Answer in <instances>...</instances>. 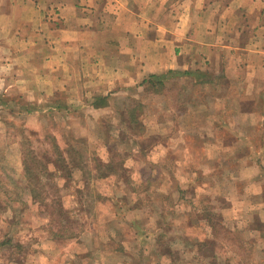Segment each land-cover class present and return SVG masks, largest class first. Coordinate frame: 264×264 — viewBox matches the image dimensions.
Returning a JSON list of instances; mask_svg holds the SVG:
<instances>
[{
	"label": "rangeland",
	"instance_id": "obj_1",
	"mask_svg": "<svg viewBox=\"0 0 264 264\" xmlns=\"http://www.w3.org/2000/svg\"><path fill=\"white\" fill-rule=\"evenodd\" d=\"M4 82L0 264H237L234 230L245 219L226 211L248 182L237 174L246 144L235 133L258 142L263 125L217 113L220 99L182 80L109 92L101 107L84 97L70 110L80 93H58L54 102L65 107L53 108L46 90ZM227 87L219 88L226 103L242 99ZM254 217L247 229L260 227ZM258 236L255 256L240 264H264ZM246 237L239 253L250 250V235L239 243Z\"/></svg>",
	"mask_w": 264,
	"mask_h": 264
},
{
	"label": "crops",
	"instance_id": "obj_2",
	"mask_svg": "<svg viewBox=\"0 0 264 264\" xmlns=\"http://www.w3.org/2000/svg\"><path fill=\"white\" fill-rule=\"evenodd\" d=\"M151 76L162 77L165 85H176L175 80L197 85L209 100L220 99L217 113L230 109L237 119L263 125L258 142L235 133L246 144L237 174L248 187L242 186L226 211V217L240 218L236 222L245 219L233 230L237 247L247 240L239 243L240 235H250V250L232 251L237 264L248 261L256 254L254 240L264 235V0H0L4 85H36L32 89L46 90L42 96L53 108L65 107L55 104L58 93H80L70 98V110L84 97L93 108L94 100L109 99V92L146 89ZM223 85L235 86V96L246 103H226ZM63 109L65 116L70 113ZM244 202L251 206L248 220ZM233 208L242 211L228 213ZM253 214L260 227L247 229Z\"/></svg>",
	"mask_w": 264,
	"mask_h": 264
},
{
	"label": "trees",
	"instance_id": "obj_3",
	"mask_svg": "<svg viewBox=\"0 0 264 264\" xmlns=\"http://www.w3.org/2000/svg\"><path fill=\"white\" fill-rule=\"evenodd\" d=\"M163 85H165V84H164V81L162 80V77L151 76L147 81L146 89L152 88V89H154V92H155V91H158L160 89L159 87L163 86ZM104 99H106V97H102L101 99L94 100V106H99L100 102L103 101ZM213 220H214L213 227H214V229H217L218 225H219V221L216 219H213Z\"/></svg>",
	"mask_w": 264,
	"mask_h": 264
}]
</instances>
